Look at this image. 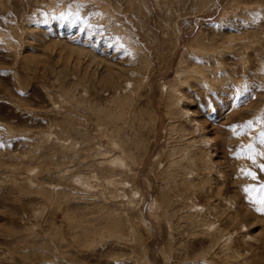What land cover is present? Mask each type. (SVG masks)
Masks as SVG:
<instances>
[{"label":"rangeland","instance_id":"1","mask_svg":"<svg viewBox=\"0 0 264 264\" xmlns=\"http://www.w3.org/2000/svg\"><path fill=\"white\" fill-rule=\"evenodd\" d=\"M262 140L264 0H0V264H264Z\"/></svg>","mask_w":264,"mask_h":264},{"label":"snow or ice","instance_id":"2","mask_svg":"<svg viewBox=\"0 0 264 264\" xmlns=\"http://www.w3.org/2000/svg\"><path fill=\"white\" fill-rule=\"evenodd\" d=\"M62 18H64V17H62ZM262 142H264V140H262ZM249 147H251V146H249ZM261 168L264 169V165H262ZM248 174L252 175L253 177L255 175L254 173H251V172H249ZM245 191L249 192L250 195H253L254 197H255L256 193H261V195H259L258 197H255V198L258 199L259 203L264 204V184L260 185L259 188H256L254 186L246 187ZM262 210H264V209H262Z\"/></svg>","mask_w":264,"mask_h":264}]
</instances>
